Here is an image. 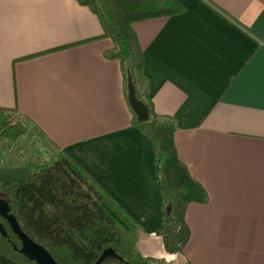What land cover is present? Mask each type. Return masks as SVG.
<instances>
[{"label":"crops","instance_id":"obj_1","mask_svg":"<svg viewBox=\"0 0 264 264\" xmlns=\"http://www.w3.org/2000/svg\"><path fill=\"white\" fill-rule=\"evenodd\" d=\"M175 1L183 12L133 27L141 91L176 124L163 137L166 177L189 183L176 189L190 231L181 252L158 233L156 150L135 126L121 62L108 56L115 44L89 7L0 0V105L17 108L53 160L66 153L139 223L144 257L264 264V0ZM194 191L207 201H186Z\"/></svg>","mask_w":264,"mask_h":264},{"label":"trees","instance_id":"obj_2","mask_svg":"<svg viewBox=\"0 0 264 264\" xmlns=\"http://www.w3.org/2000/svg\"><path fill=\"white\" fill-rule=\"evenodd\" d=\"M77 1L96 14L103 36L113 40L115 48L108 56L121 62L127 99L132 81L138 98L148 106L147 121L134 117L135 126L153 141L156 150V178L162 194V223L158 233L163 236L168 251L181 252L190 231L177 213L181 209L175 206L179 201L178 191L165 174L162 177L167 159L163 137H169L176 124L174 120L158 116L148 91H141L145 83L144 56L133 25L181 13L184 7L175 0ZM31 127V121L17 108L0 105V144L19 141L29 135ZM43 146L53 145L46 141ZM56 154L52 163L33 160L16 166L10 161L0 166V196L9 201L11 213L23 231L60 264H94L107 248H113L121 258H108L103 264H164L139 252V223L66 153L57 151ZM189 196L186 201H207L206 195ZM0 222L8 233L7 237L0 233V264H37L14 249V245L22 246L21 239L2 216Z\"/></svg>","mask_w":264,"mask_h":264},{"label":"water","instance_id":"obj_3","mask_svg":"<svg viewBox=\"0 0 264 264\" xmlns=\"http://www.w3.org/2000/svg\"><path fill=\"white\" fill-rule=\"evenodd\" d=\"M128 100L137 119L141 122L147 121L149 119L148 106L144 101L138 98L136 87L132 81H130L128 85ZM0 216L9 222L14 233L21 239L22 246L20 248H18L16 245L13 246L16 251H19L29 260L34 261L37 264H60L44 246L34 241L23 231L17 218L13 213H11L10 203L5 197H0ZM0 233L4 237L8 236L6 228L1 222ZM108 258L121 257L113 248H107L103 251L99 259L94 264H103V262Z\"/></svg>","mask_w":264,"mask_h":264},{"label":"rangeland","instance_id":"obj_4","mask_svg":"<svg viewBox=\"0 0 264 264\" xmlns=\"http://www.w3.org/2000/svg\"><path fill=\"white\" fill-rule=\"evenodd\" d=\"M143 89H145V87H143ZM43 142H44L43 137L36 129L32 127L29 135L23 136L19 141L12 143L6 141L3 142L2 144H0V150L3 153V156L0 158V166H5L10 161L14 163L16 166L22 165L24 163L33 160H42L47 163H52L55 160H53L51 153L47 151L48 147L46 148L43 146ZM163 151L165 152V148ZM167 163H168V157L166 159V164ZM166 169L167 166L165 165L164 171L162 172V177L165 174ZM165 176L167 175L165 174ZM168 182L175 189H177L178 186H182V185L186 186L187 189V185L189 184L184 179H181L179 183L176 182V179L168 180Z\"/></svg>","mask_w":264,"mask_h":264}]
</instances>
